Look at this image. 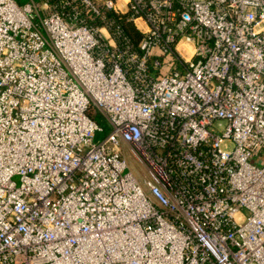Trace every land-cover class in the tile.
I'll use <instances>...</instances> for the list:
<instances>
[{
  "label": "built area",
  "instance_id": "obj_1",
  "mask_svg": "<svg viewBox=\"0 0 264 264\" xmlns=\"http://www.w3.org/2000/svg\"><path fill=\"white\" fill-rule=\"evenodd\" d=\"M263 155L264 0H0V264H264Z\"/></svg>",
  "mask_w": 264,
  "mask_h": 264
},
{
  "label": "rangeland",
  "instance_id": "obj_2",
  "mask_svg": "<svg viewBox=\"0 0 264 264\" xmlns=\"http://www.w3.org/2000/svg\"><path fill=\"white\" fill-rule=\"evenodd\" d=\"M18 2H21V0H17ZM182 53L185 56H188V52L185 51L184 49L181 50ZM96 120L102 125L103 127V131L100 132H96L94 134L93 137V142H98L102 139V137L109 131V127L107 126L106 122L103 121V119L101 118V116L99 114H97L96 116ZM224 126V123L221 121H215L212 124V127L216 130V131H222ZM225 147L227 150H231L233 145L230 142L225 143ZM123 152L127 157V169L126 170H130L135 176L136 178L139 180V182L143 185V179L145 178V171L143 168V165L141 164V162L137 159H135L133 156L129 155V150L127 149V147H123ZM262 159H264V155L262 157ZM256 160V159H254ZM145 189V188H144Z\"/></svg>",
  "mask_w": 264,
  "mask_h": 264
},
{
  "label": "trees",
  "instance_id": "obj_3",
  "mask_svg": "<svg viewBox=\"0 0 264 264\" xmlns=\"http://www.w3.org/2000/svg\"><path fill=\"white\" fill-rule=\"evenodd\" d=\"M121 26L124 30V33L133 41V42H137L140 38V34L137 30H135V28L133 27V25L131 24V22L127 21L125 18H122L121 21Z\"/></svg>",
  "mask_w": 264,
  "mask_h": 264
}]
</instances>
